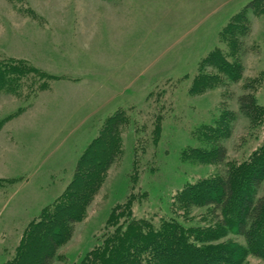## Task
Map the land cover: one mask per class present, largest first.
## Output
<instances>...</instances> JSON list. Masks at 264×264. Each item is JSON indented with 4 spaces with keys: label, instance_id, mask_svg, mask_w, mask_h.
Returning <instances> with one entry per match:
<instances>
[{
    "label": "rangeland",
    "instance_id": "rangeland-1",
    "mask_svg": "<svg viewBox=\"0 0 264 264\" xmlns=\"http://www.w3.org/2000/svg\"><path fill=\"white\" fill-rule=\"evenodd\" d=\"M250 1V29L233 52L220 32ZM215 48L229 64L239 60L237 81L219 83L211 68L201 70ZM5 60L36 72L16 91H0V179L13 180L0 187V264L11 263L25 230L65 191L85 149H106L110 117L120 111L128 120L112 139L114 158L52 264H80L132 192L134 218L212 228L218 211L180 210L176 195L229 164L241 170L257 158L264 165V0H0ZM199 74L208 80L202 89ZM244 92L254 96L257 122L238 112ZM223 104L237 114L223 140L226 165L191 161L195 148L210 147L203 128L215 127ZM221 240L245 245L233 232L212 242ZM242 264L264 257L248 253Z\"/></svg>",
    "mask_w": 264,
    "mask_h": 264
},
{
    "label": "trees",
    "instance_id": "trees-1",
    "mask_svg": "<svg viewBox=\"0 0 264 264\" xmlns=\"http://www.w3.org/2000/svg\"><path fill=\"white\" fill-rule=\"evenodd\" d=\"M253 2L247 3L233 15L221 30V36L230 45V50L239 52L241 37L249 32L247 11ZM215 48L202 60L201 70L211 68V78L237 81L242 73L238 59L229 64ZM36 72L22 61H0V91L14 92L29 73ZM207 73V72H205ZM205 75H198L197 86L207 85ZM223 80H219V83ZM43 82L39 87H43ZM238 112L251 123L259 119V108L251 92L237 96ZM215 127L205 126L203 139L211 145L208 149L195 148L188 157L226 165V147L223 140L229 136L230 123L236 113L223 104ZM157 115L156 121L160 120ZM124 112L110 117L106 149L93 152L87 147L77 160L74 175L61 196L42 211L40 219L27 228L18 244V253L10 264H52L55 252L63 237L70 236L80 212L90 203L103 179L105 169L114 158V134L127 121ZM156 124V123H155ZM222 126V127H221ZM158 129V124H156ZM212 130L210 133L208 129ZM157 137L154 136V143ZM90 148V149H89ZM137 169V167H136ZM227 165L226 169L212 179L198 180L180 191L175 198L177 207L186 210L194 205H210L218 211L217 224L201 232L197 228L184 227L174 220H161L155 225L144 218L132 216L131 205L135 193L117 204L110 211L107 230L99 244L90 250L80 264H242L248 253L264 257V194L258 195L264 180L262 161L253 158L243 169ZM136 177V173L133 174ZM241 177V178H239ZM13 180L0 179V187ZM241 184V188H238ZM232 205L234 208L232 209ZM232 209V210H231ZM231 210V213L227 214ZM110 228V229H109ZM229 232L244 239L245 245L229 240L217 241Z\"/></svg>",
    "mask_w": 264,
    "mask_h": 264
}]
</instances>
